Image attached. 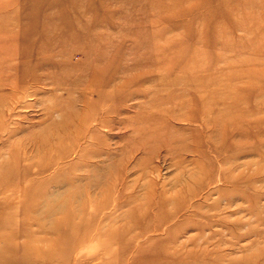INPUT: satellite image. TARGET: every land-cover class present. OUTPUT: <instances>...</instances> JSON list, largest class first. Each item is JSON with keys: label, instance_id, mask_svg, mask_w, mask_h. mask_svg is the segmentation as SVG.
I'll return each instance as SVG.
<instances>
[{"label": "rangeland", "instance_id": "rangeland-1", "mask_svg": "<svg viewBox=\"0 0 264 264\" xmlns=\"http://www.w3.org/2000/svg\"><path fill=\"white\" fill-rule=\"evenodd\" d=\"M252 263L264 0H0V264Z\"/></svg>", "mask_w": 264, "mask_h": 264}, {"label": "bare ground", "instance_id": "bare-ground-1", "mask_svg": "<svg viewBox=\"0 0 264 264\" xmlns=\"http://www.w3.org/2000/svg\"><path fill=\"white\" fill-rule=\"evenodd\" d=\"M112 238H113V237H112ZM257 259H261V257H260V258L258 257ZM252 264H255V263H252Z\"/></svg>", "mask_w": 264, "mask_h": 264}]
</instances>
